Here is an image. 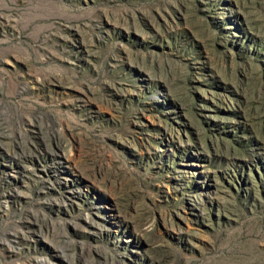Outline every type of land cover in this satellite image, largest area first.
<instances>
[{
	"label": "rangeland",
	"instance_id": "374dc122",
	"mask_svg": "<svg viewBox=\"0 0 264 264\" xmlns=\"http://www.w3.org/2000/svg\"><path fill=\"white\" fill-rule=\"evenodd\" d=\"M0 264H264V0H0Z\"/></svg>",
	"mask_w": 264,
	"mask_h": 264
}]
</instances>
